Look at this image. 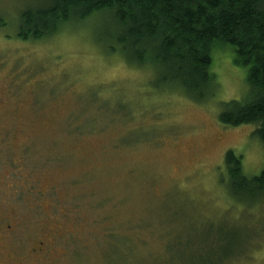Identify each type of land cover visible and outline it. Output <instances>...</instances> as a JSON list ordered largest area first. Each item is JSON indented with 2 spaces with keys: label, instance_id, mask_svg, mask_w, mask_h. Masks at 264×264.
<instances>
[{
  "label": "rangeland",
  "instance_id": "374dc122",
  "mask_svg": "<svg viewBox=\"0 0 264 264\" xmlns=\"http://www.w3.org/2000/svg\"><path fill=\"white\" fill-rule=\"evenodd\" d=\"M28 1L0 0V264H264V214L231 209L224 165L233 148L259 174L264 147L219 119L245 71L219 54L213 96L159 91L98 19L19 39Z\"/></svg>",
  "mask_w": 264,
  "mask_h": 264
},
{
  "label": "trees",
  "instance_id": "16d2710c",
  "mask_svg": "<svg viewBox=\"0 0 264 264\" xmlns=\"http://www.w3.org/2000/svg\"><path fill=\"white\" fill-rule=\"evenodd\" d=\"M97 19L96 42L133 65L151 67L159 91L198 101L213 96L217 55L227 53L245 71L249 92L225 103L220 122L253 125L251 135L264 147V0H29L15 28L21 40L42 41ZM224 161L231 209L237 203L246 216L250 210L263 215L264 169L249 175L243 153L233 148Z\"/></svg>",
  "mask_w": 264,
  "mask_h": 264
},
{
  "label": "flooded vegetation",
  "instance_id": "af4514ba",
  "mask_svg": "<svg viewBox=\"0 0 264 264\" xmlns=\"http://www.w3.org/2000/svg\"><path fill=\"white\" fill-rule=\"evenodd\" d=\"M5 219L0 215V235H4L6 231H8L6 225H5ZM8 227H11V224L8 225ZM11 232V231H10Z\"/></svg>",
  "mask_w": 264,
  "mask_h": 264
}]
</instances>
